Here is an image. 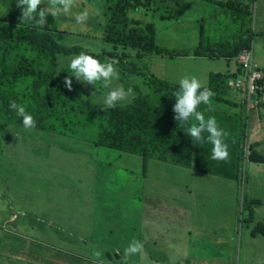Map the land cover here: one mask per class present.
<instances>
[{
	"label": "rangeland",
	"instance_id": "374dc122",
	"mask_svg": "<svg viewBox=\"0 0 264 264\" xmlns=\"http://www.w3.org/2000/svg\"><path fill=\"white\" fill-rule=\"evenodd\" d=\"M114 1L77 0L71 14L59 15L56 18L49 15L43 30H59L57 38L67 47L81 45L93 53L110 50L111 46L104 42L101 30L106 9ZM44 3L41 8L47 7V0H44ZM174 3L173 0H154L150 8H139L128 13L130 19L139 20L143 24H154L157 45L170 52L192 50L199 39L200 26L204 29L206 42L211 45L228 44L232 48L234 42L249 30H255L254 25L259 20L260 0H256L255 8L250 7L249 14L240 16L236 23L230 22L227 13H219L222 9L219 5L217 7L208 2L203 3L200 15L204 20L201 21L194 0H180L178 5ZM85 8L89 11V17L85 23L78 24L75 14ZM169 15L173 16L171 20L161 18ZM21 16L22 11L17 7V0H0V17L3 18L0 25L10 31L14 30L17 35L24 34L28 28L34 26L28 21L21 22ZM28 55L40 64L42 58L37 53L28 52ZM249 57L251 58L250 54ZM59 58L61 65L67 69V78L72 79L71 91L79 98L77 107L80 109L91 103L106 108L104 97L109 89L104 88L103 81L97 82L96 92H88L83 82L74 77L69 63H66L72 57ZM155 59L161 58L153 55L148 56L143 63H137L135 60L130 62L136 63L141 69L148 68L151 71V64ZM160 63V66L154 68L153 74L158 78L167 76L170 82L176 83H179L182 77L196 76L202 85H207L209 70L227 69L223 59L210 62L204 59L180 60L175 57L164 58ZM117 72L118 78L112 80L111 88L123 87L121 74L118 70ZM139 80L143 82L142 78L131 76L129 84H137ZM230 81L231 79L229 83ZM136 96L137 93L133 92L131 96L118 101L115 106L130 104ZM217 106L216 102L210 104L211 109L215 107L216 110ZM88 113L78 116L72 114L68 121L67 134L64 135L48 132L40 134L17 126L6 127L0 124V160L4 151H14V147H18V159L24 169L21 176L12 177L11 180L20 188L17 197L20 208L28 212L27 216H22L20 222L36 227L35 232H23L17 241L19 251L23 250L21 254L24 255L25 261L34 260L43 264H123L122 258L128 243H123L121 238L97 228L105 217V212L102 211L107 207L114 209L116 198L130 197L134 182L144 181L142 157L96 147L94 142L99 138L95 128L97 121L95 116L93 119ZM90 114L93 115V112ZM262 117L264 118V111ZM262 149L259 147L258 152H264V143ZM154 160H149L146 166L147 171L151 168V174L156 166L171 164ZM242 163L250 176L248 181L246 179L243 190V195L247 196L246 207L241 210L240 196L237 207L235 227L239 225V217L241 218L237 235L242 238L240 264H264V235H251L257 230H262L257 228L259 223L264 224V163L257 164L244 159ZM197 174L206 180L216 179L204 170ZM135 192L138 200L142 201L150 197H161L153 190ZM255 198L260 199L263 204H253L251 200ZM87 199L90 202L86 205ZM4 215L6 216V213ZM2 250L7 251L5 246H2ZM151 257L154 261L160 260L155 253H151ZM130 259L136 261L138 255L128 258L127 264H135L132 260L129 262ZM12 260L16 258L12 257Z\"/></svg>",
	"mask_w": 264,
	"mask_h": 264
},
{
	"label": "trees",
	"instance_id": "16d2710c",
	"mask_svg": "<svg viewBox=\"0 0 264 264\" xmlns=\"http://www.w3.org/2000/svg\"><path fill=\"white\" fill-rule=\"evenodd\" d=\"M173 1L175 5L180 2V0ZM153 2L154 0H115L107 7L104 14L106 19L104 41L111 48L114 47L113 52L107 50L101 53H93L81 45L64 46L56 35L59 30L48 31L28 28L24 34L17 35L14 30L10 31L5 26L0 25V124L6 127L17 126L40 134L48 132L64 135L67 134L66 129L69 128L68 121L72 114L78 116L89 112L87 115H91L92 118L95 116L97 121L95 128L99 133V138L94 142L96 147L140 155L143 157L145 166L149 158L155 159L154 161L158 163L169 162V160L178 164L187 163L184 159H191L192 161L195 151L194 158L201 166V170L206 171L210 163L222 162L220 175L238 180V174H240L248 181L250 175L245 170L242 161L244 159L252 163H264V152H258L261 142H253L247 136L245 130L248 120L244 117L241 119L236 116H229V110L225 106L223 108L220 106L225 105V99L232 95L228 81L232 76L237 78V73L230 74L222 73V70H209L212 85L207 88L214 93L210 104L216 102L218 106L216 110L215 107L211 109L209 106L204 115L206 119L214 116L218 126L226 134L230 133L227 134L225 141L228 145L229 155L224 160L211 159V152L207 155V151L202 147H196L193 150L191 137L187 134L190 123L175 124L172 120L175 116L173 108L176 98L174 95L179 91V86L162 80L153 73H150L149 77L146 78V83H144L148 87V91L140 92L130 104L115 106L111 109L91 103L79 109L77 107L79 98L65 86L64 80L67 78V69L61 65L60 56L74 57L85 52L103 63L105 56L117 58L120 48L143 52L156 51L160 55H168L166 51L157 49L152 24L143 25L140 21L132 20L128 16L129 11L150 8ZM205 2L214 5V0H205ZM161 18L171 20L173 16H162ZM2 19L0 17V20ZM249 32L251 34L250 30ZM250 34L235 41L233 48L228 44H220L215 49L210 44L206 46L201 40L195 50V55L208 57L212 59L211 62L216 59H223L226 65L231 66L232 59L240 52L241 48H250L252 40ZM201 35L205 38L204 33ZM234 50L237 51L233 52ZM28 52L37 53L42 58L40 64H37L38 61L33 60ZM69 62L70 60L66 61V63ZM214 66L216 67V65ZM118 67L121 82L127 90L129 88V75L123 59H120ZM238 72H240L239 69ZM83 85L86 86L88 92L97 91V83L95 85L83 83ZM13 100L24 106L26 112L33 116L36 122L34 129L23 127L22 118L9 107L10 101ZM234 102L240 107L238 112H243L241 100H233ZM92 112L93 115L90 114ZM261 121L264 123L263 117ZM246 197L243 195L242 201L240 200L243 209L246 207ZM251 202L257 203L259 206L263 204L260 199L256 198L252 199ZM119 209L120 222H117V226L112 224L108 233L117 238L128 237L129 230L135 228V226L129 225L130 207L120 206ZM124 213L126 214L124 215ZM257 228L264 230V224L259 223ZM255 233L256 231L253 232V234ZM155 255L162 259L159 252H155ZM131 260L135 264H139L138 259L136 261L130 259L129 262ZM155 262L160 264V261Z\"/></svg>",
	"mask_w": 264,
	"mask_h": 264
},
{
	"label": "crops",
	"instance_id": "0c3cea01",
	"mask_svg": "<svg viewBox=\"0 0 264 264\" xmlns=\"http://www.w3.org/2000/svg\"><path fill=\"white\" fill-rule=\"evenodd\" d=\"M220 1L217 4L223 9L220 12L229 13L232 22L238 21L240 15L248 13L251 2ZM203 3L205 0H194L199 13ZM259 12V33L255 40V50L257 59L264 66V0H260ZM200 20L203 18L200 17ZM233 95L232 93L231 100ZM227 109L229 116L240 118L237 108ZM263 111L264 108L254 111L249 123V137L253 142H261V149L264 143V123L261 121ZM17 154L18 150L7 151L4 154V165L0 167V264H43L34 260L25 261L21 254L23 250L19 251L17 246L23 232L36 231L35 226L20 222V215L28 212L20 208V203L17 202L20 188L11 181L12 177L18 178L23 174V168L18 161H15L16 165L13 167L10 165ZM195 169L196 166L192 168L160 164L151 174L150 168L144 181L134 182L130 197L116 198L114 209L107 207L102 211L105 212V217L97 230L110 231L112 224L117 226V222H120L119 207L129 206V225L135 228L129 230L128 237L122 236L121 241L129 245L135 239L143 244V253L138 255L139 264H159L151 257V253L155 252L162 255L160 264H236L239 252L235 225L240 183L233 177L218 175L217 169L210 173L216 179L206 180L199 177ZM145 186L161 197H150L144 202L138 200L135 190L140 192ZM89 202L87 199L86 205ZM17 219L19 220L16 221ZM2 246L7 251H3ZM16 251L19 253L16 254ZM12 257L16 260H12Z\"/></svg>",
	"mask_w": 264,
	"mask_h": 264
},
{
	"label": "clouds",
	"instance_id": "9594fccd",
	"mask_svg": "<svg viewBox=\"0 0 264 264\" xmlns=\"http://www.w3.org/2000/svg\"><path fill=\"white\" fill-rule=\"evenodd\" d=\"M255 1L256 0H251L249 4V9L250 7H252V9L253 7L255 8ZM76 3L77 0H47V4H46L47 7L41 8L40 6L42 4H45L44 0H17V7L20 8L22 11L21 22L28 21L29 23L33 24L34 29L43 30L47 21V17L49 15H51L54 18H56L59 15H69L72 13V9L74 8V6H76ZM217 4H218V0H214V6H217ZM249 9L247 14L244 13L242 15H248ZM220 11L219 13H221ZM197 14H199V16L202 17L199 11L197 12ZM227 15L230 19V14L227 13ZM37 17H39V19H37ZM88 17H89V11L87 10V8L75 14V20L78 24L85 23ZM132 20H136V19H132ZM230 22L236 23L238 21L232 22L230 20ZM257 24L255 23L254 25L255 30L251 31V34L248 31L249 33L247 32L244 35L245 38L248 34H250V38L252 39L250 48L248 49L241 48L240 52L235 56V58L232 59L231 62L232 65L231 66L227 65V69L222 72V73L238 74L237 78H233V76L230 77L229 80L231 79V81L230 83L228 81V83L230 85L232 93L234 94L233 100L234 101L241 100V104H242L241 108L243 112H238V115H240L239 117L241 119L244 117L246 120H248L245 130L248 137H249V129H250V125H249L250 117L252 113L254 111H259L264 108V66H262L259 60L257 59L256 50H255V45H256L255 40L259 33ZM104 25L105 22L101 30V33L103 34V40H104ZM152 25L154 29L155 45L157 49L159 51L160 49L166 51L168 55H160V53H157L156 51L143 52L134 49L120 48L118 50L117 58H110L105 56L104 59L105 61L103 63H101L98 59L94 58L92 55L86 54L85 52H81L79 55H76L71 58L69 62V67L74 73V77L76 78L77 81L92 85H95L98 81H103L104 88L109 89L106 96L104 97V105L106 108L111 109L115 107L118 101H122L126 97L131 96L133 92L137 93L138 96L140 92L148 91V87L144 85V83H146V78L149 77L150 73H155L154 68L160 66L161 64L160 62L163 61L164 58L172 59L176 57L180 60L204 59V61L211 62L212 59H209L208 57L205 56L197 57L195 55V50L199 46L201 40L203 41V43H205L206 46L207 44H210L206 42L203 36L201 35V33H204V29L202 26H200L199 39L196 41L192 50H181V51L170 52L166 49L160 48L157 45L156 29L154 24ZM219 45L220 44L217 45L210 44V46H213V48L215 49L218 48ZM233 47L234 45L232 46V48ZM113 51H114V47L111 48L109 52H113ZM236 51L234 50L233 52ZM249 54L251 55V58L249 57ZM153 55L158 56L161 59L153 60L151 64V71L148 68L141 69L137 66L136 63L132 64L130 62L131 60H135L137 63H143L148 56H153ZM170 55H175V56L171 57ZM120 59L124 60V64L126 65V69L128 70L129 79L131 76H136L142 78L143 82L139 80L137 84L134 85L129 84V88L127 90L125 89L122 82L121 83L123 87L111 88L110 85L112 80L114 78H118L117 70L119 69L118 63L120 62ZM238 69L240 72H238ZM210 74L211 72L207 73V77L209 80V83L207 85H202L200 80L196 76L182 77L179 80V83L170 82L169 77L167 76H162L160 79L179 86V91H177L174 95L176 98V103L173 108L175 116L173 117L172 120L175 124L190 123V126L187 129V134L188 136L191 137L190 139L193 150L196 147H202L205 151H207V155H209L211 152V159L224 160L227 159L229 155L228 145L225 143V141L227 140V134L218 126L217 120L214 116H210L206 119L204 115V112L210 106L211 97L214 95V93L207 88L209 85H212L210 82ZM64 84L69 91L72 90L71 78H65ZM94 94L95 93H93V95ZM233 100H231V96L225 99V105H224L225 108L233 107L239 110L240 107H238V105L235 102L233 103ZM9 107L12 110H15L17 115L22 118V124L25 129L35 128L36 122L33 116L26 112L24 106L17 104L16 101L13 100L10 101ZM262 113H261V117H262ZM14 148L15 150H17L18 147H14ZM7 151H11V150L9 149L3 152L2 159L0 160V167L4 165L3 163L4 154ZM18 154H19V150H18ZM18 154L15 155L14 158L12 159L10 164L11 166L12 164L13 166L16 165L15 161H18L19 162L18 164L22 167V164L18 159ZM194 154L195 151L193 152L192 161L191 159H184L187 163L178 164L172 160H169V162H171V164L183 165L192 168L196 166L195 171L197 172L203 171V170H199L201 166L199 165L198 161L194 158L195 156ZM149 160L151 159L149 158L147 162ZM142 162H143V157H142ZM147 162H146V166H147ZM221 164L222 162L212 163V164L210 163L206 171L205 170L204 171L210 174L213 173L212 171L217 169V174L220 175L219 171L221 168ZM146 166L144 165L143 162L144 177L149 172L147 171V169H144L146 168ZM23 173H24V169H23ZM224 177H228V176H224ZM238 177H239L238 180L235 178L234 179L240 183L239 194H240V200L242 201L243 190L245 189L246 179L244 176L240 174H238ZM148 188H149L148 186H145L143 190L145 192H148L151 190V189L147 190ZM242 209L243 207L241 205V210ZM27 214L28 213L22 214L20 215V217L27 216ZM18 220L19 219H17L16 221ZM240 223H241V218L239 217V225ZM238 226L235 227L236 235L239 234ZM258 233L260 234L263 233L261 235H264V231L262 230H257L255 234L251 233V235L256 236ZM237 243H238L239 253L236 264H240L241 245H242V238L240 236L239 237L237 236ZM142 253H143V244L139 240H135V239L132 240L124 250V256L122 258L123 264H127L129 257L133 255H142Z\"/></svg>",
	"mask_w": 264,
	"mask_h": 264
}]
</instances>
